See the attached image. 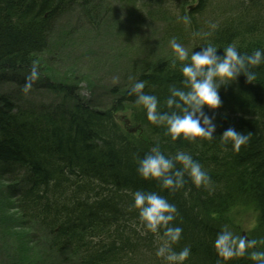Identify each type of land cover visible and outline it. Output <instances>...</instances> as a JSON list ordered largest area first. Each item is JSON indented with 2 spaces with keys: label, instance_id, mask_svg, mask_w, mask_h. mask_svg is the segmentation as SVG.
<instances>
[{
  "label": "trees",
  "instance_id": "trees-1",
  "mask_svg": "<svg viewBox=\"0 0 264 264\" xmlns=\"http://www.w3.org/2000/svg\"><path fill=\"white\" fill-rule=\"evenodd\" d=\"M89 1L0 0V74L4 71L11 83L27 86L31 81L23 74L32 73L36 58L47 49L50 30L58 17L57 13L53 17L57 4L66 6L68 13L73 5L88 6ZM96 1L100 5L104 0ZM174 1L177 11L172 10L171 0H124L140 3V13L153 22L166 20L162 31L169 40L175 37L182 43L181 34L198 40L190 53L209 41L221 51L231 43L248 54L264 48V0H237L225 11L223 0ZM212 1L220 8L211 7ZM193 3L196 5L192 9H186ZM98 8H93L92 14H98ZM207 9L210 11L203 13ZM184 15L191 18L190 27L179 19ZM209 22L218 27L212 35L204 36L210 31ZM196 32L201 35L195 36ZM173 59L171 56L143 69L134 75L133 82L144 80L145 91L163 102L169 86H179L182 79L179 63L173 67ZM20 65L29 69L20 70ZM256 71L253 83H247L241 75L238 81L221 88L216 138L201 144L172 142L163 126L151 124L144 110L134 105L135 97L129 95L133 82L122 91L118 86L110 88L109 120L102 119L99 112L84 116L87 108L83 106L58 114L49 104L34 106L20 99L16 102L15 92L2 94L0 172L9 177L22 174L8 191L14 197L16 188H25L17 200L18 207L49 233L51 250L69 248L80 264H159L161 259L155 254L145 256L158 239L151 233L144 234L138 213L130 210L134 191L159 192L178 209L174 223L183 228V234L174 247L177 251L191 247L185 264H217L213 245L221 228L228 225L241 235L230 221L232 210L251 206L255 222L248 231L249 239L264 238V66ZM78 87L76 82L51 84L57 96L71 98L78 95ZM162 110L168 109L162 106ZM121 112L128 116L116 119ZM124 119L127 126H137L138 131L128 132ZM229 127L250 134L249 143L239 153L233 152L231 145L220 144L219 135ZM157 144L170 156L178 149L190 152L211 176V189H198L187 180L183 189L169 193L161 191L155 181L143 180L136 170L137 161ZM258 248L264 251V245ZM229 264L254 262L244 257Z\"/></svg>",
  "mask_w": 264,
  "mask_h": 264
},
{
  "label": "clouds",
  "instance_id": "clouds-1",
  "mask_svg": "<svg viewBox=\"0 0 264 264\" xmlns=\"http://www.w3.org/2000/svg\"><path fill=\"white\" fill-rule=\"evenodd\" d=\"M185 27H190L191 18L184 15L179 18ZM215 22H209L210 31L203 33L210 36L217 29ZM200 36L201 33H194ZM174 53L172 66L179 63L182 79L180 86L170 85L168 96L162 102L155 94L145 91L146 82L136 80L130 87L129 95L134 96V105L144 110L147 120L156 126L165 128V135L172 142L184 140L201 144L216 138L217 110L222 107L220 90L238 81L243 75L247 83L257 80L256 69L264 66V48H257L251 54L242 52L234 44L221 49L212 42L197 47L191 53L175 37L170 40ZM38 78L34 67L30 79ZM30 87V85H29ZM167 107V111L162 110ZM220 144L231 145L232 151L239 153L242 146L250 141V134L227 128L219 135ZM137 173L145 181H155L161 191L175 193L184 188L190 180L196 188L211 189L212 178L202 164L194 159L190 152L177 150L174 155H166L157 144L151 147L142 159L137 161ZM133 203L130 210L138 213L144 234L151 233L158 239L157 258L163 264H185L190 257L191 247L185 246L177 251L174 245L182 238L183 228L174 223L178 209L174 203L159 192L136 190L132 193ZM264 245V238L249 239L247 235L234 233L228 225H224L217 233L214 249L217 264L247 257L254 264H264V251L258 248Z\"/></svg>",
  "mask_w": 264,
  "mask_h": 264
},
{
  "label": "rangeland",
  "instance_id": "rangeland-1",
  "mask_svg": "<svg viewBox=\"0 0 264 264\" xmlns=\"http://www.w3.org/2000/svg\"><path fill=\"white\" fill-rule=\"evenodd\" d=\"M223 1L225 11L237 0ZM96 4V0L88 3L100 7L99 13L91 14L89 19L78 13L81 6L77 4L71 7L73 16L57 17L50 30L47 49L34 66L38 72L35 83L43 86L34 88L33 92L28 90L33 94L30 99L34 106L47 103V98L55 95L49 90V82L79 83L80 92L100 93L102 103H107V89L118 86L122 91L127 83L133 82L135 71L174 56L161 25L140 13V3L104 0L100 5ZM172 6V10L177 11L174 0H171ZM207 11L210 10L203 13ZM23 77L33 82L31 73L23 74ZM44 87L52 96L47 95ZM124 115L128 116V113H119L121 119ZM21 177L22 174L9 177L0 172V264H80L77 255L70 250H49V233L18 207V201L14 200L8 187ZM230 221L238 228L239 224L248 236L254 226L255 214L251 206L245 205L232 210Z\"/></svg>",
  "mask_w": 264,
  "mask_h": 264
},
{
  "label": "bare ground",
  "instance_id": "bare-ground-1",
  "mask_svg": "<svg viewBox=\"0 0 264 264\" xmlns=\"http://www.w3.org/2000/svg\"><path fill=\"white\" fill-rule=\"evenodd\" d=\"M119 3H127V2H124V0H115ZM18 4H20V2H17ZM20 6V5H19ZM84 6V7H83ZM82 7H78V13L82 14L84 17H86L87 19H89L90 15L94 12L93 11V8H95L97 10V8L99 6H94L92 7L91 5H88V6H85V4L83 5ZM210 6L213 7V8H220L219 7V4L218 2H215V1H212L210 3ZM56 8V7H54ZM65 9H66V6H63L61 3H58L57 4V8L55 9V13H53V17L54 15L56 14V17H63L62 15L66 14L67 12H65ZM175 15V13H173ZM74 13L72 11H69L65 16L67 17H70V16H73ZM53 17L51 18V20H53ZM55 17V18H56ZM157 23H159L161 25V27H163L164 23L166 22V20H161V21H156ZM180 40L182 42V44L184 43L185 47H187L188 49H192L194 47V45L198 42V40H191L187 37L184 36V34H181L180 35ZM160 59H161V56H160ZM36 60H38V58H36ZM35 60V61H36ZM29 66L27 65H20L18 66V68L20 70H27L29 69L28 68ZM258 70V69H257ZM143 71V68L140 69L139 71H135L134 72V75H138L140 74L141 72ZM70 75V74H69ZM7 76V73L2 71L1 74H0V95L2 94H7V93H10V92H15V94L17 95V98H16V102H18V100L20 99V101L22 103H25V104H31V105H34V101H32L30 98H32L33 94H31L30 92L32 91L33 92V89L34 88H37V87H43V86H39L37 85L36 80H33V82H29L28 84H31L32 86H24L23 84L21 83H16L14 84V82H10L8 80V77ZM53 82H49L48 83V87L50 88L49 90L54 93L52 96L50 94V92L44 87V90L47 91V95H50L52 97L50 98H47V103H39L38 105H51L58 114H62V113H66L68 112V109H70L71 111H75L74 109H77L75 107H78V106H83L85 108H87V110L84 112V116H86V114L88 112H99L98 114L102 117V119H106V120H109L111 118V114H110V109H107L108 107V104L107 103H102V96L101 94H94L93 92H84V91H81L78 89V95H76L74 98H71V97H68L66 95H58L56 94L55 91H53L51 89V84ZM16 86V87H15ZM19 86V90H20V94H19V91H17V87ZM180 86V85H179ZM11 87V88H9ZM28 90L30 92H28ZM107 93H108V97H109V101L111 100V92H112V89H107ZM3 92V93H2ZM28 102V103H27ZM108 102V101H107ZM116 119H119L120 116H119V113L115 116ZM129 124L127 123H123V126L128 130V132L130 130H135L136 132L138 131V127H129L127 126ZM25 192V188H16L15 191H14V200L17 201V200H20L21 196L24 194ZM235 218V217H234ZM236 220V218H235ZM35 221L37 224V220H33ZM239 226V228H236V231L238 233H240L241 235H246L245 232L242 230V227L237 224ZM56 231V229H55ZM249 238V236H247ZM50 237H48L47 241H50ZM156 247H157V244H155L151 250L149 251H146V257H148L149 255H153L156 253ZM49 250H51L49 248ZM67 250H70L69 248ZM52 251V250H51ZM156 255V254H155Z\"/></svg>",
  "mask_w": 264,
  "mask_h": 264
}]
</instances>
